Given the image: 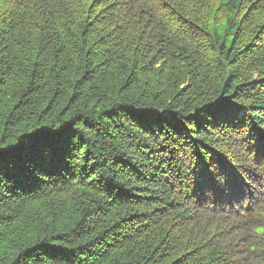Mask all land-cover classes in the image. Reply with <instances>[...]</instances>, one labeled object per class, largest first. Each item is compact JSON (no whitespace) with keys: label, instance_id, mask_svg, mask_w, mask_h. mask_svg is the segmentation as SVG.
I'll list each match as a JSON object with an SVG mask.
<instances>
[{"label":"trees","instance_id":"16d2710c","mask_svg":"<svg viewBox=\"0 0 264 264\" xmlns=\"http://www.w3.org/2000/svg\"><path fill=\"white\" fill-rule=\"evenodd\" d=\"M0 264H264V0H0Z\"/></svg>","mask_w":264,"mask_h":264}]
</instances>
